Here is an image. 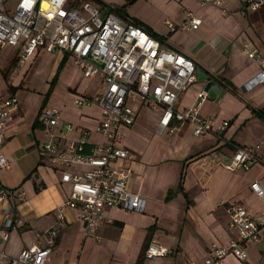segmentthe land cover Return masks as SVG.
<instances>
[{"label": "crops", "instance_id": "crops-1", "mask_svg": "<svg viewBox=\"0 0 264 264\" xmlns=\"http://www.w3.org/2000/svg\"><path fill=\"white\" fill-rule=\"evenodd\" d=\"M222 1L224 8L230 11L228 14H223L221 8L213 4L201 6L195 0H133L120 14L124 20L151 31L167 48L191 58L197 72L203 71L219 86L215 98L198 103L197 96L203 91L204 82L197 78L179 95L175 108L184 110L196 105L202 115L216 116L215 126L223 120L229 121V126L220 136L214 133L196 136L191 125L180 126L172 135L160 134L157 125L161 109L147 105L136 107L135 125L122 126L120 132L121 144L134 154L125 190L145 201L144 210L106 208L94 236L85 234L78 209L67 210L47 264H189L201 261L207 257L212 243L227 245L232 236L225 211L228 204L239 202L252 215L263 208L264 202L250 186L254 182L264 185V164L255 163L248 170L229 171L221 163L231 160L237 146L262 142L264 153V133H257V124L264 132V84L245 88L261 71L262 64L247 58L243 52L245 45H251L264 56V6L242 15L240 9L248 0ZM96 5L106 10L123 6ZM189 11L202 20L201 26L193 31L180 28ZM43 52L50 53L38 49L30 60H36ZM55 52L59 54L55 63L58 71L49 82L51 87L44 101L45 108L39 98L32 116L26 118L19 100L5 129L0 150L10 161L9 168L0 173L1 183L22 194L15 200L14 212L22 219L24 227L13 228L7 241L2 240L0 214V251L11 257L35 244L36 232L54 225L56 208L71 190L70 184L60 181V174L50 166L40 149V144L47 139L44 112L50 108L60 109L63 122L90 129L89 142H103L95 132L99 107L95 104L78 107L74 102L76 97L99 94L101 88L94 94L88 93V81L97 78V86L102 87L100 77L85 78L78 68L81 75L78 83L82 85L79 90L78 86L70 88L71 104L64 102L48 107L67 61L72 59L62 51ZM221 91L224 94L219 96ZM12 94L15 93L7 88L6 93H0V99ZM142 108L155 111L149 127L137 122ZM120 164L122 161L117 162ZM152 240L171 249L172 254L164 258H144V248ZM246 249L245 260L228 255L224 263L260 264L264 258V229L259 239L249 242Z\"/></svg>", "mask_w": 264, "mask_h": 264}, {"label": "built area", "instance_id": "built-area-1", "mask_svg": "<svg viewBox=\"0 0 264 264\" xmlns=\"http://www.w3.org/2000/svg\"><path fill=\"white\" fill-rule=\"evenodd\" d=\"M201 6L213 4L228 11L222 0H195ZM264 6V0H248L241 9L256 11ZM234 14V12H231ZM202 24L201 18L189 11L180 24L182 30L193 31ZM168 27L174 29L171 23ZM11 46L18 50V61L24 64L38 49L47 52L62 51L72 57L83 77H100L102 91L92 97H76L75 105L95 104L100 113L95 132L103 142L88 141L90 129L74 126L61 120V110L50 108L43 114L47 126V139L40 144L48 163L60 174V181L70 184L67 199L56 208L54 225L36 232V243L11 257L0 251V264H47L60 229L65 223L67 210H79L85 234L94 236L100 225L102 212L109 207H123L142 212L145 201L127 193L126 180L131 173L134 154L121 144L122 126L136 122L139 105L161 109L157 125L158 133L174 134L182 125H191L196 136L214 133L220 136L229 126L223 120L217 126L216 116L202 115L195 105L177 110L179 95L197 80L194 61L172 48L145 28L124 18L114 10H106L89 1L78 0H18L14 10L0 0V48ZM247 58L262 64L261 71L245 88L264 84V56L262 52L245 45ZM207 98L201 91L197 102ZM19 99L15 94L0 99V150L5 139V129L17 109ZM262 142L237 146L231 160L221 163L229 171L248 170L255 163L264 164ZM118 161L122 164L117 165ZM10 161L0 151V173L7 170ZM254 194L264 202V185L254 182L250 186ZM20 191L8 189L0 181V214L2 216V240L7 241L13 228L24 227L22 219L14 212L15 200ZM232 232L227 245L212 243L206 258L189 264H225L228 255L243 261L246 246L257 241L264 229V206L255 215L249 214L239 202L225 208ZM172 250L150 241L143 257L157 259L172 254Z\"/></svg>", "mask_w": 264, "mask_h": 264}, {"label": "rangeland", "instance_id": "rangeland-1", "mask_svg": "<svg viewBox=\"0 0 264 264\" xmlns=\"http://www.w3.org/2000/svg\"><path fill=\"white\" fill-rule=\"evenodd\" d=\"M17 1L18 0H5L7 9L13 11ZM104 1V6H120L126 2V0ZM16 51L17 48L11 46L0 48V93H6L7 88L12 92L10 87H17L15 95L21 101L25 117L30 118L37 108L39 98L42 100L44 108L46 106L44 105V101L51 87L49 86V82H51L52 77L56 75L58 71V64L55 66V63L59 54L55 51L50 53L43 52L36 60L29 59L24 64H20L18 58L15 56ZM61 71L62 69L59 72ZM67 76H69V79ZM78 82H81L79 69L75 65L73 59H69L55 87V92L48 107L60 106L64 102L71 104L69 94H71L72 91L69 90L77 86L78 90L81 89L82 84L80 85ZM88 84V93L94 94L95 91L99 92L100 88L101 91L103 89V87L97 86V78L89 80ZM154 112V110L142 108L137 122L142 126L149 127L154 117ZM252 125L254 126L255 123ZM257 126V133H264L261 126L259 124H257ZM260 264H264V258Z\"/></svg>", "mask_w": 264, "mask_h": 264}, {"label": "water", "instance_id": "water-1", "mask_svg": "<svg viewBox=\"0 0 264 264\" xmlns=\"http://www.w3.org/2000/svg\"><path fill=\"white\" fill-rule=\"evenodd\" d=\"M197 78L204 82L203 91L207 93V98L213 99L217 96L219 86L214 83V81L211 79V77L207 74H205L203 71L197 72ZM224 94V91H221L219 93V96H222Z\"/></svg>", "mask_w": 264, "mask_h": 264}, {"label": "trees", "instance_id": "trees-1", "mask_svg": "<svg viewBox=\"0 0 264 264\" xmlns=\"http://www.w3.org/2000/svg\"><path fill=\"white\" fill-rule=\"evenodd\" d=\"M84 1H89V2H92L93 4H102V5H104V3L101 1V0H78V2H84ZM133 0H126V3L123 5V6H121V7H111V10H117V12L118 13H120V14H123V10H124V8L130 3V2H132ZM136 24V23H135ZM138 25V24H137ZM148 30V29H147ZM148 32H150L153 36H155L156 38H158L155 34H153L151 31H149L148 30ZM159 39V38H158ZM11 88V90H12V92L13 93H15L16 92V88L17 87H10ZM148 244V243H147Z\"/></svg>", "mask_w": 264, "mask_h": 264}]
</instances>
